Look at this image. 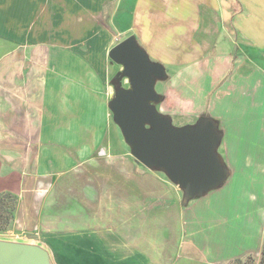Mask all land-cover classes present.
I'll use <instances>...</instances> for the list:
<instances>
[{"label":"crops","instance_id":"obj_1","mask_svg":"<svg viewBox=\"0 0 264 264\" xmlns=\"http://www.w3.org/2000/svg\"><path fill=\"white\" fill-rule=\"evenodd\" d=\"M129 1L0 0V195L17 198L8 231L24 240L0 239L37 245L53 264L258 257L264 70L240 69L264 57V0ZM128 36L168 57L159 113L176 127L209 117L221 131L228 178L187 205L108 134L106 61Z\"/></svg>","mask_w":264,"mask_h":264},{"label":"water","instance_id":"obj_2","mask_svg":"<svg viewBox=\"0 0 264 264\" xmlns=\"http://www.w3.org/2000/svg\"><path fill=\"white\" fill-rule=\"evenodd\" d=\"M108 58L121 67L112 80L114 95L108 109L131 157L147 170L163 173L182 192L184 205L221 188L229 173L218 153L222 140L218 123L201 117L176 127L169 116L159 113L156 106L162 97L155 85L165 81L167 73L162 64L151 61L134 36L115 45ZM35 253L37 264H51L39 246L0 242L2 264H30Z\"/></svg>","mask_w":264,"mask_h":264},{"label":"rangeland","instance_id":"obj_3","mask_svg":"<svg viewBox=\"0 0 264 264\" xmlns=\"http://www.w3.org/2000/svg\"><path fill=\"white\" fill-rule=\"evenodd\" d=\"M132 2V4L134 3V0H130L128 3L130 4ZM121 10H124V8H122ZM129 10V9H128ZM130 11V10H129ZM125 19H127V16H124V17H120V15H119V21L121 22V23H124L125 21ZM256 26V24L254 23V24H252V27H255ZM128 37H130V36H128ZM128 37H126V38H128ZM126 38H124V37H122V40H125ZM173 40V37H172V35L170 34L169 35V41H172ZM115 46V45H114ZM113 46V47H114ZM113 47H111V49L113 48ZM110 49V50H111ZM109 50V51H110ZM256 57V61L254 62V64L251 62V64H250V66H248V64H244L242 67H241V69H240V71H241V73H247V72H249V71H252L253 69H255L256 68V65L255 64H258L259 65V67H261V70L263 71L264 70V57H263V55L262 54H260V51H255L254 52V55H253V58H255ZM108 58V57H107ZM155 58L156 57H150V59H151V61H153V62H156V63H160V64H162L167 70H168V76H169V74H171L172 73V69L170 68V67H168L167 65H166V63H168V57H161V59L159 60V61H156L155 60ZM159 58H157V60H158ZM155 60V61H154ZM106 64H107V67L105 68L106 69V77H107V79H108V81H107V89H106V97H107V103H109V101H110V99L113 97V95H114V88H113V84H112V80H113V78H114V76L115 75H117L120 71H121V67L120 66H118V65H116V64H114V63H112L111 61H110V59L108 58V60L106 61ZM163 82H165V81H157V83H156V85H155V91L160 95V93H161V89H162V85H163ZM122 86L123 87H127V84L125 83V81H122ZM108 134L110 133L111 134V138H112V140H115V137L112 135L114 132H116L117 134H118V137H119V135L121 136V139H122V141H123V143H124V146L125 147H127L128 148V150H129V154H130V149H129V147L125 144V142H124V140H123V138H122V135H121V133H120V131H119V129H118V127L114 124V122H113V119H112V114H111V112L109 111V109H108ZM175 126V125H174ZM114 129V130H113ZM114 131V132H113ZM118 141H119V139H118ZM104 144V143H103ZM131 156V155H130ZM155 173H158V174H160V175H164L163 173H161V172H156L155 171ZM165 176V175H164ZM187 205V204H186ZM23 232V231H22ZM1 235H3L1 238H6V239H12V240H24L23 239V237H22V233H21V231L19 232V231H17V230H15V231H6L4 234H1ZM24 235V234H23ZM32 238H34L33 236L31 237L30 236V239H32ZM32 240H34V239H32ZM45 251V250H44ZM46 253H47V255H48V257H49V261H50V263L51 264H53L52 262V256L51 255H49V252L48 251H45ZM37 257H39V255H38V253H35L34 254V258H33V263L31 262L30 264H37ZM41 257L43 258V255H41ZM249 257H251V256H249ZM54 258V257H53ZM259 258H260V255L257 257V256H255V257H253L252 256V259L253 260H251V261H253L254 263H258L259 262ZM246 259H247V257H245V258H243L242 260L243 261H246ZM2 260H1V256H0V262H1ZM251 261H246L248 264H250L251 263ZM231 262H229V263H227V264H230ZM0 264H2V263H0Z\"/></svg>","mask_w":264,"mask_h":264},{"label":"trees","instance_id":"obj_4","mask_svg":"<svg viewBox=\"0 0 264 264\" xmlns=\"http://www.w3.org/2000/svg\"><path fill=\"white\" fill-rule=\"evenodd\" d=\"M17 198L11 194L0 195V234H4L9 230L15 219ZM253 260L247 257L246 261ZM242 259L232 261L230 264H248ZM250 264H264V236L258 263L251 261Z\"/></svg>","mask_w":264,"mask_h":264},{"label":"bare ground","instance_id":"obj_5","mask_svg":"<svg viewBox=\"0 0 264 264\" xmlns=\"http://www.w3.org/2000/svg\"><path fill=\"white\" fill-rule=\"evenodd\" d=\"M0 242H14V243H21V242H17V241H7V240H3V239H0ZM29 245L37 246V245H34V244H29Z\"/></svg>","mask_w":264,"mask_h":264},{"label":"flooded vegetation","instance_id":"obj_6","mask_svg":"<svg viewBox=\"0 0 264 264\" xmlns=\"http://www.w3.org/2000/svg\"><path fill=\"white\" fill-rule=\"evenodd\" d=\"M126 88V87H125Z\"/></svg>","mask_w":264,"mask_h":264}]
</instances>
